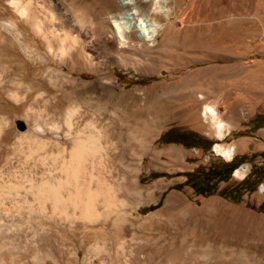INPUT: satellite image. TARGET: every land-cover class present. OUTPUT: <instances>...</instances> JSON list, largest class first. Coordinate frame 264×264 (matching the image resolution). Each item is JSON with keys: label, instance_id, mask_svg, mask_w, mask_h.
I'll return each mask as SVG.
<instances>
[{"label": "rangeland", "instance_id": "obj_1", "mask_svg": "<svg viewBox=\"0 0 264 264\" xmlns=\"http://www.w3.org/2000/svg\"><path fill=\"white\" fill-rule=\"evenodd\" d=\"M54 1L0 0V173L7 174L21 160L32 182L49 177L52 158H69L77 136L71 121L87 115L105 128L90 130L103 149L85 157L82 176L92 191L98 185L94 183L107 181L118 203L106 206L99 197L91 218L80 217L73 208L53 214L50 204L6 216L1 210L2 219L14 220L0 219V231L7 232L6 238L0 232V264H223L230 258L228 244L235 241L236 231L251 230L253 223L264 230V0H160L173 10L159 21L155 43L174 33L172 52L125 57L119 44L107 51L102 37L80 34L86 53L83 75L72 72L47 46L36 50L35 43L42 40L40 30L49 32L48 20L58 14ZM59 1L94 9L99 0ZM17 3L29 5L21 10ZM14 20L25 27L26 36ZM168 25H173L169 36L164 34ZM106 52L117 57L105 64ZM47 53L52 64L40 59ZM96 63L101 66L98 76L92 72ZM47 71L53 82L43 75ZM42 79L47 80L41 86L45 93L38 95L34 85ZM70 80H75L81 97L64 98ZM151 105L152 112L140 113ZM207 106L215 107L218 120L228 124L224 138L207 117ZM146 120L148 133L143 135L139 130ZM121 130L132 132L131 140ZM177 130L197 134L195 143L186 147L162 140ZM29 132L43 140H59L61 148L47 142L34 146L32 158H26L29 141L20 136ZM143 139L146 148L139 152ZM126 144L127 158L116 157ZM216 144L234 149L233 158L214 152ZM171 147L179 152L169 151ZM213 160L234 161L246 172L237 176L234 171L213 194L198 193L190 185L177 187L188 179L185 173L207 170ZM129 164L135 169L139 191L132 196L121 189L123 169ZM255 171L258 175L248 179ZM2 224H12L21 232L18 246L8 242L15 231ZM27 239L35 245L31 254L25 252ZM251 242L245 240L246 245ZM235 252L234 262H264V255L256 252Z\"/></svg>", "mask_w": 264, "mask_h": 264}, {"label": "bare ground", "instance_id": "obj_2", "mask_svg": "<svg viewBox=\"0 0 264 264\" xmlns=\"http://www.w3.org/2000/svg\"><path fill=\"white\" fill-rule=\"evenodd\" d=\"M126 1H127L126 3L125 2L118 3L117 0H99L97 3V8L93 9L92 7H90V5L87 4L80 7L77 6L76 4H66L59 0H55L54 2L56 5V9L58 10V14L56 17H53L54 15L53 16L51 15L52 17L48 20L49 32H44L40 30L42 35V40H41L42 42L38 40V42L35 43L37 52L39 51L40 48L47 46L50 49V51H52V53L57 52L54 55L58 56L61 60L66 62L69 65V68L71 69L72 72H78L80 75L85 74L86 71V67L82 62V59L86 54L85 42L81 40L82 37L80 38L81 36L80 34L91 36L93 38L102 37L104 39V46L107 51L109 50L110 45L115 47L116 44H119L120 47L122 48V52H124V54L126 55L131 53H137L139 55H143L145 53H149V54L156 53L158 55H166L169 52H172L171 50H173L175 46L174 42H176L175 40L176 35L173 33L171 36H169L167 33L169 32V30L173 25L172 26L168 25L164 30V34L165 35L167 34L169 37L159 40L157 44L155 43V41L159 39L158 37L160 34V28L158 25L159 21L165 18H169V16L172 13L173 7L169 5L164 6L160 0H126ZM20 3H17L18 4L17 7L18 9L21 10H25L29 5V3H26L24 5L23 4L20 5ZM141 7L143 8L141 9ZM99 15L101 16L100 19L97 18V16ZM28 19L29 21H31L30 18ZM25 22H27V19ZM13 24L17 27L19 33L24 34L25 27H20V26L18 27L19 24L16 20L13 21ZM140 31H143L142 32L143 36H141L142 34L140 35ZM24 36H26V34H24ZM20 45L24 46L23 43H20ZM124 56L125 55L122 54L120 56V59H122ZM116 57L114 54L106 52V54L104 55V58H106V60L104 61L105 64L110 60V58H116ZM125 57H128V55ZM88 58L90 61H92L93 59L91 56L90 57L88 56ZM40 59L43 63H47V64L53 63L51 62L50 53L40 54ZM92 69H93L92 72L96 73L98 76V72H100L101 66L100 64L96 63ZM43 75L46 76L47 80L53 82L52 73L47 71ZM47 80L42 79L41 82L35 81L36 85H34V90L35 92H38V95H42L45 93V91L43 92L41 91L42 89L41 86L45 84V81ZM96 80H98V78ZM70 83L71 86L67 88L66 92L64 93V98L67 99L73 98L74 96L78 97L80 95L79 90L75 86V80H70ZM84 86H86L85 83ZM9 91L13 92V89ZM13 94L14 95L18 94L17 90H15V93ZM152 110H153V106L151 105V107H145L141 109L140 113L144 115V113L148 114L152 112ZM76 112L78 113V111ZM69 113L70 111L68 110V115ZM206 115L207 117L209 116L210 118H212V120L214 121L218 131V136L220 138H224L227 134L228 124L223 120L220 119L218 120L220 114L216 110V108L213 106H207ZM145 123H146L145 127L139 130L143 135H146L148 133L147 120ZM71 126H73V128L77 130L76 131L77 136L75 138L74 137L75 135H73L75 141L72 149L70 150L69 158L68 159L61 158V160H57L56 157L52 158L50 160L52 163V165L50 166L52 167L50 168L49 177L43 178L37 182H32L31 178H29L27 175L26 172L27 170H25V166H24L25 162L23 161L21 162V160H17V162H14L12 164L11 170L7 174L6 173L4 174L3 171L0 173V187H1L0 211L1 210L5 211V216L6 214H9L12 211L14 212L19 211L20 214L21 208L23 209L25 208L27 209V211L33 212L37 204L40 205V208L41 206L50 204L53 214L56 212H65L66 208H73V210L77 212L80 211V217L91 218L94 214H96L94 211V206H96L95 203H97V201L100 200L99 197H101L102 199V204H105L106 206L114 205V204L117 205L118 202L112 196L113 194L112 187L107 183V181L99 180L100 181L99 183L91 182L94 184H98L96 190L92 191V189H90V187L85 184L86 179L82 176L83 172H86L84 171V167L82 165V162L85 160V157L87 155L94 154L96 151L101 152V147H102V146L99 147L100 148L99 150L96 144V141L99 138H97V136L94 135L90 130L99 131L105 128L103 127L104 125L102 127H99L98 122L96 120H94L93 118H88V116L86 115V117L84 118L81 117L75 122L71 121ZM36 130L40 131L38 127L36 128ZM126 130H121V133L127 134V137L129 138V140H131L133 134L132 132H130L131 133L130 134ZM85 131H88L89 134L86 137L83 134ZM1 132L2 131L0 125V133ZM20 139L29 141L28 151L24 152L26 158H30V157L32 158V152L35 151V150L33 151L34 146H42L43 144L45 145V143L47 142H51L55 144L58 149L59 147L61 148V143L59 140H54V139L43 140L41 138H38L34 134V132L23 134L20 136ZM140 145L141 146L139 152H143L146 148V139H143ZM39 149H43V148H39ZM127 149H128V145L126 144V146L123 148V150H121V152L117 154L115 153V156L121 158L123 157L127 158L126 157L128 154L127 151L129 150ZM168 150L176 153L179 152V150L175 149L174 147H171ZM215 150L218 154L227 158H233V156L235 155L234 149L230 147H224L221 144H216ZM47 155L48 154H46V156ZM92 160L94 161V159ZM88 161L90 160L88 159ZM48 163L49 162H47V164ZM93 166H95V164ZM123 171L125 175L124 177L125 180L121 188L123 193L126 196L137 195L139 191L137 188V183L134 178L135 169L131 167V165L129 164L123 169ZM245 172L246 169L242 167L237 169L235 175L240 176L245 174ZM100 175H98V177ZM95 177H92V179H94ZM87 178L90 177L87 176ZM25 181L27 182L26 184L24 183ZM172 196L173 195L171 194L168 196L167 202L171 200ZM3 211H1L2 214H0L1 215L0 219H2V217L4 216ZM13 218L14 217H6L3 219H5V221L10 222ZM2 225L10 226L11 230L10 229L9 230L15 231L13 233V236H10V238H8L9 239L8 242H11L18 246V242L16 241L18 238H21L22 235L21 232L18 230L16 231L15 227H12V224H2ZM259 229H262L259 223H253L251 225V230L248 229L244 230L241 228L238 231H236L234 235L235 241L231 240L232 242L228 244L230 258L226 259L223 262V264H243L241 262L237 263L233 261L236 253L235 251L237 250H240L243 253L256 252L260 255H264V242L257 241L260 239L264 240V230H259ZM21 231H23L25 236L28 237L29 233L28 234L25 233L27 231L25 230H21ZM1 234H2V238H4L7 235V232H1ZM246 239H252V242L249 244L247 243L248 245H246L245 244ZM34 246L35 245L33 244L32 240L27 239L25 246L26 254L28 253L31 254L35 250ZM0 250L2 251L1 248ZM1 251L0 253L3 252ZM184 262H186V260H184ZM261 264H264V262H262Z\"/></svg>", "mask_w": 264, "mask_h": 264}, {"label": "trees", "instance_id": "obj_3", "mask_svg": "<svg viewBox=\"0 0 264 264\" xmlns=\"http://www.w3.org/2000/svg\"><path fill=\"white\" fill-rule=\"evenodd\" d=\"M197 134L189 133L184 131H172L165 134L162 138L164 141L177 142L188 147L191 144L195 143ZM208 148L212 146V142H208ZM239 167L238 163L234 161L231 162H220L217 163L214 160L207 170L198 169L194 172L185 173L188 179L183 184L177 185L178 188L183 187V185L192 186L198 193L201 194H213L215 188L221 181L228 180L234 171ZM258 175V172H253L248 179L255 178ZM260 183V180L255 182L253 187L256 188Z\"/></svg>", "mask_w": 264, "mask_h": 264}, {"label": "water", "instance_id": "obj_4", "mask_svg": "<svg viewBox=\"0 0 264 264\" xmlns=\"http://www.w3.org/2000/svg\"><path fill=\"white\" fill-rule=\"evenodd\" d=\"M213 151L216 152L215 148H213ZM233 175H234V173H233Z\"/></svg>", "mask_w": 264, "mask_h": 264}]
</instances>
